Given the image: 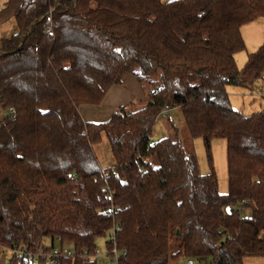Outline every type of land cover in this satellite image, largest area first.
Returning <instances> with one entry per match:
<instances>
[{
    "label": "trees",
    "instance_id": "obj_1",
    "mask_svg": "<svg viewBox=\"0 0 264 264\" xmlns=\"http://www.w3.org/2000/svg\"><path fill=\"white\" fill-rule=\"evenodd\" d=\"M263 17L264 0H8L0 24L18 30L0 41V264H32L3 254L45 238L74 252L59 264H98L108 236V252L127 251L119 264L264 257V108L246 116L228 92L264 81V43L244 68L235 59L242 27ZM129 74L146 105L86 122L81 107ZM165 105L203 139L210 173L180 141L152 140ZM106 139L104 168L95 146ZM215 139L227 142V194Z\"/></svg>",
    "mask_w": 264,
    "mask_h": 264
},
{
    "label": "rangeland",
    "instance_id": "obj_2",
    "mask_svg": "<svg viewBox=\"0 0 264 264\" xmlns=\"http://www.w3.org/2000/svg\"><path fill=\"white\" fill-rule=\"evenodd\" d=\"M8 0H0V9H2ZM172 0H163L164 3ZM18 30L17 24L13 18H9L4 23L0 24V41L3 38H8L16 33ZM242 35L245 41L246 48L236 54L235 59L237 66L242 69L245 67L249 55L258 51V49L264 43V17L259 18L249 24L242 27ZM1 45V42H0ZM229 96L232 102L233 108L243 113L246 116H250L261 112L264 108V99L261 94H264V81L258 80L252 90L244 89L241 87L230 86L228 87ZM146 105L144 102H134L128 106V110L135 111L143 108ZM0 109V119L6 115ZM164 138H171L175 141H180L185 147L188 153H194L198 159L199 168L202 174H208L211 172V163L208 152L206 150L204 141L202 138H192L189 135L183 112L180 108H172L169 116H160L157 120L156 126L153 131V141H159ZM96 153L100 159V162L104 168L113 165V157L111 154V148L109 141L106 139L102 144L95 146ZM212 163L214 170L216 171L219 188L221 194H227L228 187V163H227V142L222 139H215L212 142L211 148ZM246 216H250L249 211H245ZM109 240V236L98 240V249L106 254V243ZM44 246L52 245L51 239L45 238L42 242ZM55 249H62L68 251L71 249L70 245H60L59 242H54ZM5 262L11 257L9 251H5L3 254ZM245 264H264V257H249L245 261ZM108 264H110L108 262ZM172 264H209V260H191L188 258H181Z\"/></svg>",
    "mask_w": 264,
    "mask_h": 264
},
{
    "label": "crops",
    "instance_id": "obj_3",
    "mask_svg": "<svg viewBox=\"0 0 264 264\" xmlns=\"http://www.w3.org/2000/svg\"><path fill=\"white\" fill-rule=\"evenodd\" d=\"M146 93L134 75H127L122 85L115 86L107 94L101 105H85L81 107V115L86 122L104 123L122 107L136 102H143ZM232 103V102H231Z\"/></svg>",
    "mask_w": 264,
    "mask_h": 264
},
{
    "label": "built area",
    "instance_id": "obj_4",
    "mask_svg": "<svg viewBox=\"0 0 264 264\" xmlns=\"http://www.w3.org/2000/svg\"><path fill=\"white\" fill-rule=\"evenodd\" d=\"M264 80V77H263ZM171 107L169 105H165L163 108L160 116H169V113L171 112ZM10 115L12 117L16 116V111L14 108L10 109L9 111ZM55 241L61 243L60 239H56ZM44 246L43 244L40 245V247L37 249L36 252L32 253L27 251L26 249H13L11 250V254L16 255L18 258L23 259L24 261H27L32 264H37L39 262L40 258L44 257L46 260V264H59L60 258H68L74 255V252L72 249H69L68 251H64L62 249H55L54 244L52 247ZM122 254L125 255L127 253L126 250L123 252H120L116 247L112 248L110 252L107 251L106 254L102 253L99 249L96 251L94 255V260L98 264H119V260L122 257Z\"/></svg>",
    "mask_w": 264,
    "mask_h": 264
},
{
    "label": "water",
    "instance_id": "obj_5",
    "mask_svg": "<svg viewBox=\"0 0 264 264\" xmlns=\"http://www.w3.org/2000/svg\"><path fill=\"white\" fill-rule=\"evenodd\" d=\"M228 211H230V209L228 208Z\"/></svg>",
    "mask_w": 264,
    "mask_h": 264
}]
</instances>
